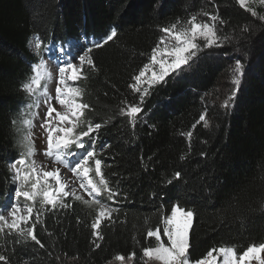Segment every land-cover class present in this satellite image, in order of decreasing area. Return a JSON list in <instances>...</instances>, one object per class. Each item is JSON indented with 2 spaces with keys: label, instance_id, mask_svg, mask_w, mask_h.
Masks as SVG:
<instances>
[{
  "label": "trees",
  "instance_id": "obj_1",
  "mask_svg": "<svg viewBox=\"0 0 264 264\" xmlns=\"http://www.w3.org/2000/svg\"><path fill=\"white\" fill-rule=\"evenodd\" d=\"M262 7L255 10L260 13ZM201 11L227 21L219 34L231 39L202 51L191 67L151 88L139 119L129 124L118 115L120 101L139 102L128 84L165 35L158 28ZM244 25L250 30L241 33ZM113 28L117 36L103 44ZM35 37L41 52L50 44L64 50L73 46V57V50L82 54L93 43L102 44L90 53L95 70L85 66L80 82L72 85L84 91L83 100L91 105L87 118L103 124L93 134L97 158L110 186L121 195L115 204L106 196L100 199L119 212L115 223L103 225L104 239L94 249L92 209L69 199L73 207L41 217L36 234L44 249L31 241H0L7 264H109L116 255L127 258L133 252L132 264H144L142 247L155 244V238L145 239V218L163 236V217L175 204L195 214L191 261L213 248L235 246L239 252L264 242V23L235 0H0V209L14 194L9 165L18 153L12 121L25 104L21 85L40 57L33 50ZM237 61L244 73L236 98L225 109L221 104L235 87L231 69ZM205 111L209 126L193 128ZM189 131L191 138L181 135ZM85 145L92 147L89 138ZM176 172L179 179H174Z\"/></svg>",
  "mask_w": 264,
  "mask_h": 264
},
{
  "label": "snow or ice",
  "instance_id": "obj_2",
  "mask_svg": "<svg viewBox=\"0 0 264 264\" xmlns=\"http://www.w3.org/2000/svg\"><path fill=\"white\" fill-rule=\"evenodd\" d=\"M235 3L250 13L252 17L264 22V13H258L252 7L256 4L264 6V0H235ZM200 15L207 17V20H200L198 18ZM226 23L227 21L218 14L201 11L199 14L191 15L187 20L177 18L174 22L159 27L158 30L165 35L161 36L156 46L152 48L150 63H145L138 73L131 77L133 82L128 84V88L139 95V102L129 103L126 99L121 100L118 115L127 117L129 124L134 126L143 112L141 105L144 97L149 94L151 88L165 82L166 77L179 74L186 67H191V63L202 51L222 47L231 39L227 35L219 34L221 27ZM249 30L248 26L244 25L241 33ZM116 36L117 31L113 28L103 40V44L112 41ZM34 40V48L38 54L41 42L38 37ZM100 47H102L101 43H93L91 47L75 57L77 63L73 62V59H65V57L72 56V53L65 51L62 46V54L56 57L58 72L55 76L44 59L38 57L37 62L31 64L32 75L21 85V90L33 99L21 110L20 126L16 128V131L21 133V139L18 141L20 152L9 165L15 185L14 199L0 209V241L7 240L15 244H26L31 241L40 249H44L45 245L36 234L37 225L42 223L41 217L46 212L73 207L68 203L69 199L82 201L92 209L89 227L94 249L101 246L97 241L104 239L101 232L103 225L106 222L115 223L114 214H118L119 209L100 199L106 196L107 201L115 204L117 203L116 198L121 195L118 190L110 186L102 172V161L97 158L96 139L93 138V134L97 133L103 124L93 123L87 118V112L92 108L83 100L84 91L69 84V81L75 82L83 77L85 66L95 70L90 53L93 48ZM157 65L159 71L156 70ZM149 73L150 76L147 75ZM231 73V83L235 87L221 104V107L225 109L230 108L236 98L244 73V65L237 61ZM53 82L56 84L54 96L48 90V86ZM41 101L47 108L40 124L46 143L42 154L47 162L58 165L51 170H48L47 163H40L35 159L37 153L32 129L35 127L34 120L38 116ZM54 104L59 105V108ZM103 123L107 124L108 121L105 120ZM201 123L205 128L209 126L206 111L201 113L192 127L195 128ZM12 124L16 127L17 121L13 120ZM181 135L191 138L192 132L181 133ZM85 138L91 140L92 147H86ZM180 159H185V156L181 155ZM93 163L94 176L91 174ZM62 168L72 173L78 183V188L87 193L90 199H85L84 196L78 194L77 188L71 186V180L64 179ZM180 175L176 172L174 179H179ZM19 198L25 201L23 205L18 202ZM194 215L192 210L184 209L178 204L173 205L170 215L164 216L162 220L163 236L167 237L166 241L161 238L160 228L153 230L148 226V218H145L147 226L145 239L155 238L156 243L142 247L141 259L144 264H253V261L256 264H264V242L251 243L239 252L235 246L213 248L200 259L191 261L189 259L191 246L189 235L193 227ZM77 222L79 223V219ZM133 240H136L135 235ZM0 247H3L2 243ZM48 255L52 257V253ZM135 256V252L127 258L116 255L114 260L125 264L127 259V264H132ZM55 259L60 261L61 257L56 256ZM72 259H78V257ZM0 262L7 264V257L0 254ZM24 264H29V262L26 260Z\"/></svg>",
  "mask_w": 264,
  "mask_h": 264
},
{
  "label": "rangeland",
  "instance_id": "obj_3",
  "mask_svg": "<svg viewBox=\"0 0 264 264\" xmlns=\"http://www.w3.org/2000/svg\"><path fill=\"white\" fill-rule=\"evenodd\" d=\"M259 6L260 5H258V4L252 5V7H254L255 9L258 8ZM260 13H264V7H262V11ZM200 20L206 21L207 19H206V17H204V18H200ZM260 22H262V21H260ZM262 23H264V22H262ZM33 50H35L34 47H33ZM39 53H40V57L39 58L44 59L43 52L39 51ZM37 60H36V62H37ZM74 62H78V61L74 60ZM46 63L48 64V67L51 69V72L55 76L57 74V72H58V68L52 67L50 65V63L47 62V61H46ZM149 63H150V61H149ZM156 70L159 71V66L158 65L156 66ZM31 75H32V72L30 71V76ZM147 75L150 76V73L147 74ZM28 80H29V78H28ZM79 82H80V79L75 81V82L69 81V84H73V83L74 84H78ZM144 86H147V85H144ZM55 87H56L55 82L51 83L48 86V90H49L50 94L53 95V96L55 95ZM25 95H26L25 104L23 106H21V107H18L15 110L14 114H13V120L17 121L16 127H14V126H12V127H13V132H14V137H15L14 138V146H15V149H16L18 155H19V152H20V148L18 146V141L21 139V133L17 132L16 128L20 126L19 125V120H20L21 110L24 109L29 103H31L32 99H33L26 92H25ZM54 106L59 108V105H55L54 104ZM46 110H47L46 105L44 104L43 101H41V103L39 105V109H38V116L34 120L35 127L32 129V131L34 133L35 149H36V153H37L36 156H35V159L38 162H40V163H47L48 164V170H51V169H54V168L58 167V165L52 164L50 162H47L46 161V157L42 154L44 149H45V147H46V143H45V134H44L43 130L40 128V124L43 121L44 113L46 112ZM25 115H27V113H25ZM61 171H62V174H63V177H64L65 180H71L72 181V185L71 186L77 188L78 194L84 196L85 199H89L90 198V197H88L87 193H84L82 190H80L78 188V183L75 181V177L72 176V173L70 171H68L67 169H63V168L61 169ZM91 174L93 176L95 175L94 167H93V172ZM13 199H14V194H13L12 200ZM19 199H23V198H19ZM161 238H162V240H165V241L167 240V237L161 236ZM155 243H156V241H155ZM109 264H121V262L113 260ZM125 264H127V259L125 260ZM253 264H256V262L253 261Z\"/></svg>",
  "mask_w": 264,
  "mask_h": 264
}]
</instances>
